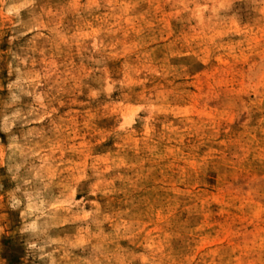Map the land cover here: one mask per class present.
I'll list each match as a JSON object with an SVG mask.
<instances>
[{
    "label": "rangeland",
    "instance_id": "obj_1",
    "mask_svg": "<svg viewBox=\"0 0 264 264\" xmlns=\"http://www.w3.org/2000/svg\"><path fill=\"white\" fill-rule=\"evenodd\" d=\"M0 264H264V0H0Z\"/></svg>",
    "mask_w": 264,
    "mask_h": 264
}]
</instances>
